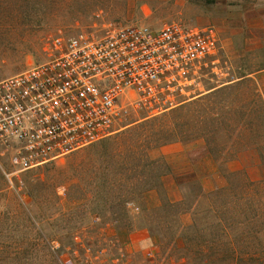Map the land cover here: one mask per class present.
Masks as SVG:
<instances>
[{
  "label": "rangeland",
  "instance_id": "rangeland-1",
  "mask_svg": "<svg viewBox=\"0 0 264 264\" xmlns=\"http://www.w3.org/2000/svg\"><path fill=\"white\" fill-rule=\"evenodd\" d=\"M244 3L264 0H0V81L48 61L57 38L110 27H214L221 47L169 111L123 99L98 144L26 172L0 156V264H63L76 235L172 264H264V32ZM159 121L172 142H157ZM172 167L178 202L162 184ZM250 183L252 200L215 197Z\"/></svg>",
  "mask_w": 264,
  "mask_h": 264
},
{
  "label": "built area",
  "instance_id": "built-area-1",
  "mask_svg": "<svg viewBox=\"0 0 264 264\" xmlns=\"http://www.w3.org/2000/svg\"><path fill=\"white\" fill-rule=\"evenodd\" d=\"M48 53V61L0 81V156L9 157L17 172L110 137L123 99L136 96L139 104L161 112L175 108L178 97L195 84L198 70L221 60L214 27L182 23L57 38ZM117 239L91 242L76 235L63 264H172L156 247L140 259Z\"/></svg>",
  "mask_w": 264,
  "mask_h": 264
},
{
  "label": "crops",
  "instance_id": "crops-1",
  "mask_svg": "<svg viewBox=\"0 0 264 264\" xmlns=\"http://www.w3.org/2000/svg\"><path fill=\"white\" fill-rule=\"evenodd\" d=\"M240 10L244 14H247V11H249L251 20H253V18L256 17L258 19L257 22L259 21L260 32H262V31L264 32V5L263 4L255 7L251 4L244 3L241 6ZM261 41H263V40H261ZM165 158L167 160H170L167 157H165ZM185 161L187 162V165L190 164L187 157H185ZM172 169H173L172 173L163 178L162 184H163L165 191L167 192L168 197L171 199V201L172 202H178L181 200V195H180V192L178 190L179 180L177 178L179 175L173 167H172ZM145 196L149 199H152L153 204L158 205L159 197H158V194L156 192L150 191Z\"/></svg>",
  "mask_w": 264,
  "mask_h": 264
},
{
  "label": "trees",
  "instance_id": "trees-1",
  "mask_svg": "<svg viewBox=\"0 0 264 264\" xmlns=\"http://www.w3.org/2000/svg\"><path fill=\"white\" fill-rule=\"evenodd\" d=\"M161 126V125H163V123H161L160 121L159 122H157V123H155V127H154V129L156 130L155 131V135L157 136V142H159V140L161 139V138H164L166 141H164L165 143L166 142H172V139H171V137H166V136H161L160 137V139H158V136L160 135V134H162V130H163V128L162 127H158V126ZM169 173V169L167 170V172L166 173H164L163 175H162V177L163 176H165V174H168ZM257 184H253V183H250V184H248L247 186H246V189L248 190L247 192H244L243 193V195L241 196V197H239V195H237L236 193H235V191L231 188V187H229V188H226L225 190L223 189V190H220L219 192H216L215 193V197L217 198V199H221V198H227V199H229V200H234V199H238V198H242V199H245V200H252V193L254 192V190L257 188Z\"/></svg>",
  "mask_w": 264,
  "mask_h": 264
}]
</instances>
